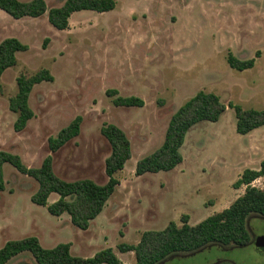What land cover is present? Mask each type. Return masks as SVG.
I'll list each match as a JSON object with an SVG mask.
<instances>
[{
    "label": "rangeland",
    "instance_id": "rangeland-1",
    "mask_svg": "<svg viewBox=\"0 0 264 264\" xmlns=\"http://www.w3.org/2000/svg\"><path fill=\"white\" fill-rule=\"evenodd\" d=\"M29 1V0H21ZM65 0H47L57 8ZM115 10L84 11L70 18L65 31L42 18L15 20L0 12V43L17 38L29 47L17 65L2 76L0 151L19 155L38 168L51 155L53 169L65 181L89 179L104 185L105 161L111 146L101 134L105 124L122 129L132 158L116 174L119 186L87 231L64 214L55 217L31 202L38 183L10 165L4 166L6 189L0 194V249L8 241L34 236L42 247L71 245V254L91 258L112 248L123 264H136L134 253H120L122 243L136 245L146 231L195 226L227 209L246 187L234 188L244 170H259L264 161V128L252 138L236 132L235 111L264 110V0H116ZM260 52V57L255 58ZM228 53L255 58L252 69L237 71ZM46 69L54 77L33 89L29 104L34 118L22 132L14 130L17 115L9 100L17 78ZM108 90L141 98L142 108L117 107ZM213 93L228 108L217 123L201 122L186 137L183 162L171 172L136 176L137 162L163 143L173 114L198 92ZM82 117L80 135L51 153L48 139ZM264 189V178L253 183ZM59 196L53 194L49 204ZM250 243L244 247L209 246L178 254L159 264H264L256 241L264 237V217L247 223ZM8 264H37L22 253Z\"/></svg>",
    "mask_w": 264,
    "mask_h": 264
},
{
    "label": "trees",
    "instance_id": "trees-1",
    "mask_svg": "<svg viewBox=\"0 0 264 264\" xmlns=\"http://www.w3.org/2000/svg\"><path fill=\"white\" fill-rule=\"evenodd\" d=\"M116 0H65L57 8L48 9L45 0H0V10L11 18H41L48 14L49 23L57 30L69 28L70 18L79 12L91 11L104 14L115 10ZM29 47L17 38H7L0 43V96L4 93L2 76L17 65V55L27 52ZM260 57V52L255 58ZM255 58L241 60L228 53L227 63L230 68L245 71L255 67ZM54 81L52 74L43 69L33 76L20 75L17 78V93L9 100V109L17 115L14 123L16 132L24 131L34 118L29 100L35 86ZM108 97L113 98L117 107L142 108L144 101L135 96H120L117 90H108ZM235 111L236 132L247 135L264 126V110L244 109L232 103L228 106ZM219 96L200 91L171 117L162 145L153 153L143 157L136 164V176L171 172L183 162L181 150L190 130L201 122L217 123L228 108ZM82 117H76L68 126L61 129L57 136L48 139L51 153L58 152L81 133ZM101 134L111 146V154L105 161V173L108 181L104 185L89 179L65 181L57 176L53 169V157L47 156L40 167H27L19 155L0 151V194L6 189L4 166L10 165L23 175L38 183L37 192L31 202L47 208L50 215L60 217L67 214L74 227L87 231L91 223L100 216L119 186L116 174L124 170L132 158V146L127 134L113 124H105ZM264 177V162L259 170L246 169L234 183L235 189L245 186V193L238 197L227 209L206 218L195 226L189 225V217L182 218V225L170 222L163 230L146 231L138 244L122 243L117 249L120 253H134L136 264H159L169 257L197 253L212 246L244 247L250 243L247 228L252 216L264 217V189L252 184ZM59 199L49 204L51 195ZM30 253L37 264H123L112 248L103 249L91 258H82L71 254V245L62 243L54 248L42 247L38 238L31 236L22 240L8 241L0 249V264H8L22 253ZM221 264H231L224 262Z\"/></svg>",
    "mask_w": 264,
    "mask_h": 264
},
{
    "label": "water",
    "instance_id": "water-1",
    "mask_svg": "<svg viewBox=\"0 0 264 264\" xmlns=\"http://www.w3.org/2000/svg\"><path fill=\"white\" fill-rule=\"evenodd\" d=\"M256 249L260 255H264V237L257 239Z\"/></svg>",
    "mask_w": 264,
    "mask_h": 264
},
{
    "label": "crops",
    "instance_id": "crops-1",
    "mask_svg": "<svg viewBox=\"0 0 264 264\" xmlns=\"http://www.w3.org/2000/svg\"><path fill=\"white\" fill-rule=\"evenodd\" d=\"M29 1H31V0H29ZM46 1V3H47V0H45ZM25 2H27V1H25ZM47 6H48V4H47ZM49 9V8H48ZM0 12L1 13H3V14H6L5 12H3L2 10H0ZM7 15V14H6ZM9 16V15H8ZM44 17V16H43ZM42 18V17H41ZM16 20V19H15ZM256 65V64H255ZM222 118V117H221ZM221 120V119H220ZM264 128V126H262V127H260V128H258V129H256V130H254V131H252L251 133H249V134H247L248 136H250L251 138L253 137V136H256V133L258 134L259 133V131L261 130V129H263ZM264 162V161H263ZM264 177H261V178H259V179H263ZM259 179H257V180H259ZM256 180V181H257ZM255 181V182H256ZM252 186H254L253 184H252ZM242 187H244V186H242ZM255 187V186H254ZM257 188V187H256ZM242 196V195H241Z\"/></svg>",
    "mask_w": 264,
    "mask_h": 264
}]
</instances>
